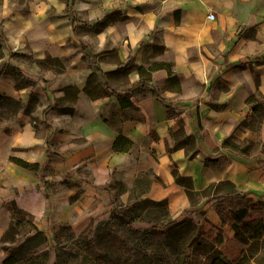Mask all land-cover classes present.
Instances as JSON below:
<instances>
[{
	"label": "crops",
	"instance_id": "0c3cea01",
	"mask_svg": "<svg viewBox=\"0 0 264 264\" xmlns=\"http://www.w3.org/2000/svg\"><path fill=\"white\" fill-rule=\"evenodd\" d=\"M0 46V96L19 103L0 101V237L13 207L52 244L57 227L77 236L114 198L185 209L172 168L196 191L230 181L264 201V152L223 145L245 128L247 98H264V0H1ZM111 90H128V105ZM179 119L193 157L173 149ZM205 211L235 257L234 231Z\"/></svg>",
	"mask_w": 264,
	"mask_h": 264
},
{
	"label": "trees",
	"instance_id": "16d2710c",
	"mask_svg": "<svg viewBox=\"0 0 264 264\" xmlns=\"http://www.w3.org/2000/svg\"><path fill=\"white\" fill-rule=\"evenodd\" d=\"M11 74L15 79H20L14 70ZM110 93L118 96L122 106L128 105L129 102H125L130 94L128 90L123 93L111 90ZM162 100L168 116L178 117L173 111V103ZM0 101L19 106L17 101L9 97L0 96ZM246 102L251 106V112L241 126L255 130L263 122L264 98L257 92L251 94ZM178 124L179 128L171 134L173 149L183 148L186 154L193 157L197 152L195 138L185 133L180 119ZM122 139L119 136L115 140L116 150L123 149L119 145ZM223 145L237 154H247L248 146H239L232 141L231 136L224 140ZM172 175L175 183L184 189L191 207L194 206L196 196H205L206 203L212 204L219 216L221 225H227L234 231L233 239L241 245L235 257L228 258L222 251V229L215 235L208 229L216 226L207 219L199 225L191 216L181 220L169 217L166 199L143 198L121 205L114 209L115 215L102 226L98 234L90 236L91 223L76 237L72 236V244L92 264H249L251 261L264 264V209L261 212L263 215L252 216L258 204H264L263 200L254 202L247 193L239 192L230 181L211 183L205 189L196 191L191 177L181 175L176 168H172ZM213 186H220L223 192L210 195ZM135 221L146 222L149 226H139ZM65 230L72 232L69 226L59 227L60 232ZM16 235L22 237V240L15 242L13 237ZM3 236L11 239V243L4 248V264H48L51 248L42 250L47 241L46 234L36 228L32 217L26 212L13 207L11 221Z\"/></svg>",
	"mask_w": 264,
	"mask_h": 264
},
{
	"label": "rangeland",
	"instance_id": "374dc122",
	"mask_svg": "<svg viewBox=\"0 0 264 264\" xmlns=\"http://www.w3.org/2000/svg\"><path fill=\"white\" fill-rule=\"evenodd\" d=\"M11 3H13L16 7L22 8L23 5L26 3V0H9ZM1 3V0H0ZM2 54L0 55L1 58ZM53 62V61H50ZM8 72L13 73L12 69L5 68ZM263 122L261 125L255 129V130H250L248 128H240L238 131V136H231L232 141L239 144L241 147H246L248 146L247 154L245 156H253V155H258V153H263L264 152V118L262 119ZM241 127V126H240ZM235 152V151H233ZM237 153V152H235ZM223 188L220 186H213L209 194H218L222 193ZM114 205L113 208L104 211L102 215L96 217L92 221V233H90L91 237H94L102 226L111 219L113 215H115V208L117 209L120 204L122 205L123 203L119 202L118 198H114L113 200ZM256 202V201H254ZM208 203H206V197L203 195H198L194 198V206L191 207V204H189L188 207L185 209H175L171 210L168 207L169 210V217L176 219V220H181L185 216H191L194 218L195 221L198 222L199 225L203 224L204 220L206 219V211H205V206ZM212 206V204H210ZM213 207V206H212ZM258 209L255 213L252 214L253 217L263 215L261 212L264 209V204H258ZM137 222V225L142 226V227H148L149 224L146 222ZM161 221H158L160 223ZM222 229V239L227 238V231L223 229V227H215V228H209L208 230L212 232V234H219L218 231ZM56 230V228H55ZM57 231H59V227H57ZM4 234V233H3ZM214 235V236H215ZM72 236L76 237L72 232H69L65 230V232H58V235L56 237V242L55 244H52L48 241L42 246V250H49V260L48 264H92V261L81 251L78 250L73 244H72ZM4 238V239H3ZM9 238V237H8ZM15 242H19L22 240V237H19L16 235L13 237ZM11 243V239H5V236L0 237V249H4L8 244ZM237 246L241 248V245L237 243ZM250 264H253L250 262Z\"/></svg>",
	"mask_w": 264,
	"mask_h": 264
},
{
	"label": "built area",
	"instance_id": "2783aa9c",
	"mask_svg": "<svg viewBox=\"0 0 264 264\" xmlns=\"http://www.w3.org/2000/svg\"><path fill=\"white\" fill-rule=\"evenodd\" d=\"M208 18H213V14L212 13H209L208 14Z\"/></svg>",
	"mask_w": 264,
	"mask_h": 264
}]
</instances>
